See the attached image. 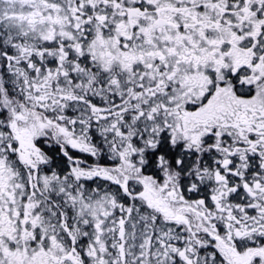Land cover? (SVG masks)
I'll return each mask as SVG.
<instances>
[{
	"label": "snow or ice",
	"instance_id": "6c2138e0",
	"mask_svg": "<svg viewBox=\"0 0 264 264\" xmlns=\"http://www.w3.org/2000/svg\"><path fill=\"white\" fill-rule=\"evenodd\" d=\"M0 264H264V0H0Z\"/></svg>",
	"mask_w": 264,
	"mask_h": 264
}]
</instances>
